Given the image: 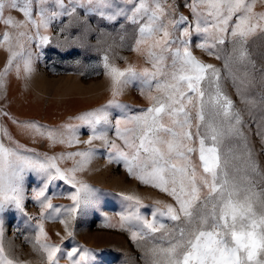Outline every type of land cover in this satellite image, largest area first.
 <instances>
[{"label":"snow or ice","instance_id":"snow-or-ice-1","mask_svg":"<svg viewBox=\"0 0 264 264\" xmlns=\"http://www.w3.org/2000/svg\"><path fill=\"white\" fill-rule=\"evenodd\" d=\"M257 2L185 0L190 19L182 13L176 15L175 0L171 4L168 0H0V20L6 26L24 29L15 37L8 33L2 37L10 43L8 63L4 73H0V81L22 54L14 49L22 48L25 39L47 43L50 38L41 34V28L47 30L57 18L61 23L65 17L70 18L69 26L73 20L79 22L81 15L113 25L121 20L138 25L132 50L144 54L141 46L147 45V60L152 67L139 72L132 66L121 70L109 64L105 56L104 68L112 81L113 100L109 105L117 103L115 97L125 87L141 82L151 106L142 114L116 121V134L123 147L97 134L98 125L110 122L106 108L86 112L77 119L92 129V137L86 143L104 140L115 150L110 162L113 158L117 162L122 160L130 175L175 201V206L168 204L157 209L160 215L176 222V226L168 233L172 239L167 247L148 249L149 264H264V168L255 160L250 141V136L258 137L264 150V95L258 101L250 95L257 72L264 84V67L256 66L247 47L251 37L264 36V11H254ZM259 2L264 4V0ZM14 11H19L24 19H15L11 15ZM193 31L207 37L198 47L223 61L226 76L221 68L193 56L190 50ZM226 44H231L230 51L220 47ZM25 68L30 70L28 61ZM225 78L231 79L241 103L258 107V119L250 111L249 119L245 120L224 91ZM153 90L156 95H152ZM122 124L131 127L122 129ZM23 126L46 136L52 143L71 145L74 140L79 143L72 125L60 129H47L35 123ZM30 151L0 141V211L8 204L22 207L26 171L44 174L46 186L59 179L75 188L69 196L73 203L66 209L68 216L95 205L97 190L77 181L74 175L92 159V150L69 153L68 158L82 157L71 169L57 166V159L63 156L25 154ZM193 155L198 156L199 164L193 161ZM41 197L42 206L61 214L60 207L51 204L44 188L36 199ZM125 199L130 202V210L121 215L120 227L127 226L133 240L143 239L144 229L150 233L166 229L164 224H157L155 212L151 221L139 214L136 207L141 204L139 198ZM60 223L68 229L66 220ZM40 232H44L42 225ZM67 235L72 237V231L68 230ZM36 246L37 251L46 254L47 264H58L60 246L40 243L39 239ZM3 252L0 245V264H13ZM66 256L71 264H84L92 253L74 247Z\"/></svg>","mask_w":264,"mask_h":264},{"label":"rangeland","instance_id":"rangeland-1","mask_svg":"<svg viewBox=\"0 0 264 264\" xmlns=\"http://www.w3.org/2000/svg\"><path fill=\"white\" fill-rule=\"evenodd\" d=\"M172 2L173 0H168V4ZM175 4L178 6L176 15L182 13L190 17L189 9L184 7L185 0H175ZM254 11H264V4L258 0ZM12 14L19 20L24 19L19 11ZM7 15L5 13V18ZM69 19L65 17L61 23L57 18L50 23L47 30L41 28V34L50 38L47 43L40 44L38 39H25L22 48L14 49L22 54L16 57L13 68L11 66V71L7 72L9 75L6 74L8 95L1 94L0 82V141L31 150L25 153L27 155L63 156L65 158L56 161L61 169H71L82 159L79 156L68 158L69 153L92 150V159L74 175L77 181L97 190L98 200L85 211L68 216L66 209L73 203L69 196L75 188L59 179L46 186L44 174L26 171L22 181V207L8 204L0 211V245L3 246V255L12 260L13 264H47L46 254L42 255L41 251H37L36 241L39 239L40 243L61 247L58 264H71L66 252L74 247L92 253L84 264H149L148 249L153 246L167 247L168 241L172 239L168 233L176 226V222L160 215L157 209L168 204L175 206V201L167 193L145 185L130 175L122 160L117 162L113 158L110 162V157L115 156V150L107 146L104 140L94 139L91 144L86 143L92 137V129L77 119L86 112L106 108L110 122L98 125L97 134L106 136L108 133V141L123 147V141L116 134V121L142 114L151 106V102L141 82H133L115 97L116 104L109 105V101L113 100L112 81L104 68V57H108L109 64L124 69L127 67L126 62L130 60L133 63L131 66L139 72L152 67L146 55L148 46H141L144 54L132 50L138 37V25L130 21L121 20L119 24L113 25L96 17L86 18L81 15L79 22L73 20L69 26ZM7 29L12 34L11 37L22 31L11 25L6 26L0 20V73L4 72L9 58L10 41L4 44L1 40ZM206 39L203 33L193 31L190 40L193 56L221 68L222 75L226 76L223 61L215 59L198 47ZM220 47L231 50V44ZM247 47L256 66L264 67V36L251 37ZM26 61L29 62L30 70L25 68ZM73 82H80L87 90L82 88L83 92L61 95V89ZM223 83L224 91L241 110L245 120L249 119L250 111L258 119V107L241 103L231 79L225 78ZM39 90L40 94L37 93ZM156 94L153 90L152 95ZM250 95L257 101L264 95V84L259 72L256 73ZM28 123L43 125L47 129L72 125L76 129L75 139L79 143L75 140L71 145L52 143L46 136L41 137L35 130L23 126ZM124 127L131 125L122 124L121 128ZM8 137L11 138L10 141ZM250 141L254 146L255 160L264 168V150L259 138L250 136ZM193 161L199 164L197 155H193ZM117 180L128 185L132 182L133 186L131 184L132 187H127ZM41 188L45 189V195L51 204L60 207V215L53 209L42 206L43 197L36 199ZM123 188L126 191H122ZM127 196L139 198L141 204L136 206L139 214L151 221L155 212L157 224H164L166 229L157 233L144 229V238L133 240L131 230L127 226L120 227L121 215H126L130 210V202L125 199ZM60 220L67 221V230ZM41 225L43 234L40 232ZM68 230L72 231V237H68Z\"/></svg>","mask_w":264,"mask_h":264},{"label":"bare ground","instance_id":"bare-ground-1","mask_svg":"<svg viewBox=\"0 0 264 264\" xmlns=\"http://www.w3.org/2000/svg\"><path fill=\"white\" fill-rule=\"evenodd\" d=\"M13 15V17L15 18V19H17V20H19V18L16 16V15H14V14H12ZM22 31H23V29H22ZM5 33H8L9 34V36L11 37L12 36V34H10V32H9V29H7L5 32H4V34ZM3 34V35H4ZM3 35H2V37H3ZM2 41H3V43L5 44V40H3V38L1 39ZM23 44H24V42H23ZM2 49V48H1ZM2 51V50H1ZM2 56L0 55V58H1ZM133 63H131V61L130 60H128L127 62H126V68H128L129 66H131ZM14 65V64H13ZM115 67H117V68H119V69H121V70H124V68L123 67H119L118 65L117 66H115ZM12 68H13V66H12ZM125 68V69H126ZM10 71H11V69H10ZM4 73V72H3ZM8 74V73H7ZM9 75V74H8ZM7 79H8V77H7ZM1 82V85H2V87H1V91H2V95H8L7 94V92H8V85H6V82H7V80H6V75H4L3 76V79H2V81H0ZM71 83V82H70ZM9 84V83H8ZM61 88V87H60ZM82 88H84V89H86L87 90V88H85L84 86H82V84L80 83V82H73L71 85L70 84H68V86H67V84H66V87L64 88L63 87V89H61L62 91H63V93L61 92V95L62 94H71V93H76V92H83V89ZM85 91V90H84ZM37 93H41V90H39ZM58 93H60V92H58ZM58 95V94H57ZM6 105V104H5ZM103 130V129H102ZM100 134H102V133H100ZM105 134V133H104ZM107 135H108V133H107ZM107 135H106V138H107ZM109 136V135H108ZM125 178V177H124ZM121 179V178H120ZM133 179V178H132ZM136 180V179H135ZM118 181V180H117ZM138 181V180H137ZM119 183L120 182H123L124 184H125V182L124 181H118ZM117 182V183H118ZM136 182V181H135ZM138 183V182H137ZM136 183V184H137ZM131 184H132V186H133V183L131 182L129 185L126 183L125 185H127V187H132L131 186ZM135 184V185H136ZM122 185V184H121ZM122 191H126V189H124L123 188V190ZM128 192V191H127Z\"/></svg>","mask_w":264,"mask_h":264}]
</instances>
